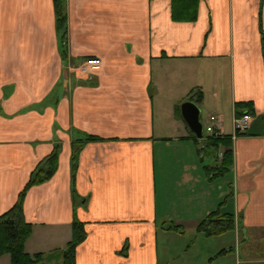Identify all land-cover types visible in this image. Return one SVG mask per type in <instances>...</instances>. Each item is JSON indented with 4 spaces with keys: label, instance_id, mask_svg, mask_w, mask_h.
Returning a JSON list of instances; mask_svg holds the SVG:
<instances>
[{
    "label": "crops",
    "instance_id": "0c3cea01",
    "mask_svg": "<svg viewBox=\"0 0 264 264\" xmlns=\"http://www.w3.org/2000/svg\"><path fill=\"white\" fill-rule=\"evenodd\" d=\"M66 12L62 42L53 0H0V215L60 146L56 173L23 200L26 251L64 248L77 218L76 264H264V0H200L195 21L175 20L171 0H66ZM88 56L103 62L92 81L70 68ZM185 101L232 135L223 174L206 167L227 147L201 154L212 134L190 129ZM238 102L253 114L235 135ZM89 134L104 140L79 153L75 206L72 144ZM214 211L235 229L198 232Z\"/></svg>",
    "mask_w": 264,
    "mask_h": 264
},
{
    "label": "trees",
    "instance_id": "16d2710c",
    "mask_svg": "<svg viewBox=\"0 0 264 264\" xmlns=\"http://www.w3.org/2000/svg\"><path fill=\"white\" fill-rule=\"evenodd\" d=\"M56 14L57 29L61 33V41L64 42L67 12L66 0H53ZM200 0H171L172 16L175 20L195 21L198 17V7ZM62 54L66 56L65 43L61 47ZM235 115L241 116L244 113L253 114L250 102L236 103ZM104 140L102 137L95 135H86L85 138L79 139L72 144L71 153V171H72V196L75 206L79 204L80 198L75 190V176L78 167L79 153L84 144L92 141ZM200 139H197L199 141ZM232 135L212 134L205 137L201 145V154H215L220 147H227L221 154L215 171L211 167H206L209 174L220 175L233 164V152L230 148ZM229 148V149H228ZM60 146L56 145L53 151L44 157L35 169L20 191L17 201L11 208L0 215V257L3 255L10 256V264H53L58 259H62L61 264H76V249L86 238L84 223L74 218L72 222V237L64 248L51 251L49 253L37 252L29 253L25 249V243L32 233V224L25 219L23 213V200L26 192L32 186L39 185L48 181L59 167ZM216 156V155H215ZM217 160H218V156ZM169 229L182 232L180 225L170 223ZM235 229V218L232 214L220 213L219 211L211 212L197 225V231L205 236H216L227 233Z\"/></svg>",
    "mask_w": 264,
    "mask_h": 264
},
{
    "label": "built area",
    "instance_id": "2783aa9c",
    "mask_svg": "<svg viewBox=\"0 0 264 264\" xmlns=\"http://www.w3.org/2000/svg\"><path fill=\"white\" fill-rule=\"evenodd\" d=\"M102 59L98 56H88L77 64L71 65L72 71L80 74L87 81H92L102 68ZM251 114L244 113L241 116L235 115L233 118V126L235 135L244 134L249 128ZM220 123L218 116L210 114L208 122L204 124L205 131L211 134L220 135L218 124Z\"/></svg>",
    "mask_w": 264,
    "mask_h": 264
},
{
    "label": "water",
    "instance_id": "95a60500",
    "mask_svg": "<svg viewBox=\"0 0 264 264\" xmlns=\"http://www.w3.org/2000/svg\"><path fill=\"white\" fill-rule=\"evenodd\" d=\"M184 120L198 138H203V124L200 120V108L195 102L185 101L181 104Z\"/></svg>",
    "mask_w": 264,
    "mask_h": 264
},
{
    "label": "rangeland",
    "instance_id": "374dc122",
    "mask_svg": "<svg viewBox=\"0 0 264 264\" xmlns=\"http://www.w3.org/2000/svg\"><path fill=\"white\" fill-rule=\"evenodd\" d=\"M207 101H209V96L208 95H207ZM210 111H212V110L209 109V108L203 109V111H202L203 120L206 119L205 117H206V115L209 114ZM225 112H226V116H225V126H226V128H229V126L232 124V118H233V116H232V112H231L230 109L229 110L226 109ZM201 122H202V124L205 123V121H201ZM232 126H233V124H232ZM61 263H62V259L59 261V264H61ZM0 264H10V256L8 254L5 255V256L3 255V257L1 256L0 257Z\"/></svg>",
    "mask_w": 264,
    "mask_h": 264
}]
</instances>
